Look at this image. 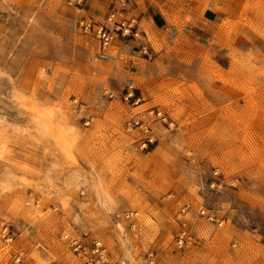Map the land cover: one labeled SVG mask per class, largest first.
<instances>
[{
	"label": "rangeland",
	"instance_id": "374dc122",
	"mask_svg": "<svg viewBox=\"0 0 264 264\" xmlns=\"http://www.w3.org/2000/svg\"><path fill=\"white\" fill-rule=\"evenodd\" d=\"M234 2L222 40L142 22L101 50L66 0H0V264H83L66 235L108 264L264 263V0Z\"/></svg>",
	"mask_w": 264,
	"mask_h": 264
},
{
	"label": "built area",
	"instance_id": "2783aa9c",
	"mask_svg": "<svg viewBox=\"0 0 264 264\" xmlns=\"http://www.w3.org/2000/svg\"><path fill=\"white\" fill-rule=\"evenodd\" d=\"M118 6H113L107 13L101 17L95 15H88L85 12L86 0H66V3L71 8L76 10V13L80 15L76 25L80 31L84 34L91 35L99 43L101 50H105L114 44L115 41H129L138 37L139 25L136 18L127 14L126 8L128 7L127 0H119ZM154 116H160L159 111H150ZM165 119V117L161 116ZM144 115L140 117V120H135L133 123L137 125H143ZM152 139L148 138L147 143H151ZM147 143H143L144 146ZM131 213H126V219H130ZM198 215L205 221L220 226L223 224V220L218 218L206 209H201ZM133 226V223H131ZM68 246L75 257L82 261L83 264H108V255L106 248L98 238H89L88 235L80 237L68 236ZM192 237L185 230L176 236L175 244L178 249H181L191 243ZM149 264L154 261V253L149 252L147 254ZM264 264V263H263Z\"/></svg>",
	"mask_w": 264,
	"mask_h": 264
},
{
	"label": "crops",
	"instance_id": "0c3cea01",
	"mask_svg": "<svg viewBox=\"0 0 264 264\" xmlns=\"http://www.w3.org/2000/svg\"><path fill=\"white\" fill-rule=\"evenodd\" d=\"M207 1L209 4L204 12L205 15H201V8L196 7L194 3L182 4L175 0H127L130 7V12L127 14L134 16L139 25L144 22L151 33L153 31L158 36L163 34L168 39H176L177 35L185 34L202 40L204 35H211L213 31L211 28L218 23V40H222L223 21H234L239 15L240 6L234 0ZM110 2L118 1L86 0L84 13L97 16L98 13L107 10ZM217 6L218 14L214 12ZM212 14H215L216 18L208 17ZM136 67L129 62L124 69Z\"/></svg>",
	"mask_w": 264,
	"mask_h": 264
},
{
	"label": "bare ground",
	"instance_id": "6f19581e",
	"mask_svg": "<svg viewBox=\"0 0 264 264\" xmlns=\"http://www.w3.org/2000/svg\"><path fill=\"white\" fill-rule=\"evenodd\" d=\"M46 121L48 122V120H47L46 117H41V118H40V123H41V124H44L45 126H47V124H46L47 122H46ZM94 179H95V178H94ZM98 180H99V179H98ZM98 182H99V181H98ZM98 184H99V183H98ZM98 184L96 183L94 186L97 187ZM100 188H101V187H100ZM101 189H102V188H101ZM101 191H102V190H101ZM63 202H64V201H63ZM115 228H116L117 230H119V229L121 230V226H120V224H116V225H115Z\"/></svg>",
	"mask_w": 264,
	"mask_h": 264
}]
</instances>
